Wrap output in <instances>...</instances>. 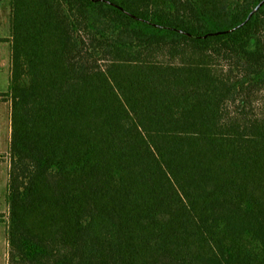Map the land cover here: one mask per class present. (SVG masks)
Returning <instances> with one entry per match:
<instances>
[{"label":"trees","instance_id":"1","mask_svg":"<svg viewBox=\"0 0 264 264\" xmlns=\"http://www.w3.org/2000/svg\"><path fill=\"white\" fill-rule=\"evenodd\" d=\"M9 1V264H264V0Z\"/></svg>","mask_w":264,"mask_h":264},{"label":"crops","instance_id":"2","mask_svg":"<svg viewBox=\"0 0 264 264\" xmlns=\"http://www.w3.org/2000/svg\"><path fill=\"white\" fill-rule=\"evenodd\" d=\"M9 37L0 35V92L9 90L11 72V46ZM6 46V48H5ZM6 49L4 53L3 50ZM11 100L0 99V148L6 141L8 150L10 148L12 125H11ZM9 151L7 152L8 156ZM6 165V166H5ZM9 157H0V264H9V242L6 236L5 218L9 214L8 204V180H9Z\"/></svg>","mask_w":264,"mask_h":264},{"label":"rangeland","instance_id":"3","mask_svg":"<svg viewBox=\"0 0 264 264\" xmlns=\"http://www.w3.org/2000/svg\"><path fill=\"white\" fill-rule=\"evenodd\" d=\"M10 36V1L9 0H0V35ZM6 48V46H5ZM4 53L6 49L3 50ZM264 98V96H263ZM8 147L6 141H3V147L0 148V157H8ZM6 166V165H5Z\"/></svg>","mask_w":264,"mask_h":264},{"label":"water","instance_id":"4","mask_svg":"<svg viewBox=\"0 0 264 264\" xmlns=\"http://www.w3.org/2000/svg\"><path fill=\"white\" fill-rule=\"evenodd\" d=\"M264 3V1H262L252 12H251V14H250V16H249V18L254 14V13H256L258 10H259V8L261 7V5ZM248 18V19H249ZM243 25V24H242ZM230 31V30H229ZM222 33V31H219V32H216L215 34H221Z\"/></svg>","mask_w":264,"mask_h":264}]
</instances>
